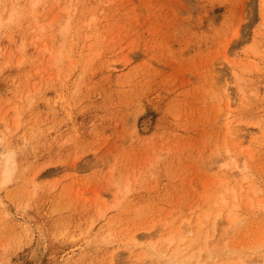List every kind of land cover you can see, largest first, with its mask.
I'll return each instance as SVG.
<instances>
[{
  "label": "rangeland",
  "instance_id": "rangeland-1",
  "mask_svg": "<svg viewBox=\"0 0 264 264\" xmlns=\"http://www.w3.org/2000/svg\"><path fill=\"white\" fill-rule=\"evenodd\" d=\"M5 148L0 264H264V0H0Z\"/></svg>",
  "mask_w": 264,
  "mask_h": 264
},
{
  "label": "bare ground",
  "instance_id": "bare-ground-1",
  "mask_svg": "<svg viewBox=\"0 0 264 264\" xmlns=\"http://www.w3.org/2000/svg\"><path fill=\"white\" fill-rule=\"evenodd\" d=\"M228 114H231L232 115L233 113H230L229 112ZM228 114L225 116V118H227V116H229ZM231 115H230V117H231ZM233 117L232 118H227V122L226 123L224 122L225 124H228V126H226V127L232 126L231 123H233V120H235L234 119L235 117L234 118ZM231 119H233V120H231ZM225 124H224V126H225ZM229 124H230V126H229ZM227 131L229 133V131H230L229 128H228ZM238 136H239L238 137L239 143L242 144L243 141H244L243 139L245 137L243 138V136H241L239 133H238ZM231 148H233V147H231ZM230 151H231V149H230ZM228 153H229V150H228ZM0 154L2 155V159L0 160V166L2 165V184H7L11 180L12 175L16 171V152L14 151V149L13 150H10V149L5 148V149H3L0 152ZM238 154H240V153H238ZM227 157H228V159L229 158L231 159L229 161L230 163H225V165H223V166L224 167L225 166L228 167L230 165L235 164V168H236L235 173L236 172L241 173V172H243L245 170V167H248L247 165L245 166L246 163L244 164V162H243L244 160L242 161L243 156L241 158V155L238 156L236 154H233V152H232V154L230 153ZM239 161H241V162H239ZM1 162H3V163H1ZM221 162H222V160H221ZM235 173L233 172L232 175H235ZM232 175L230 174L229 177L232 176ZM233 177H237V175H235ZM253 188H254V186H253ZM234 189L235 188L233 187L232 192L234 194V197L236 198L237 197L236 196V190L237 189L236 190H234ZM249 198H252L253 199L252 195ZM252 199H249L250 200V203H251ZM221 215H222V212H219L218 215L216 216V218H219ZM205 217L207 218L208 216L205 215ZM202 226H203V223L201 222V220H198L196 222V233H195L194 230H190V227L186 228L185 230L178 231L177 232V237H178L179 244L177 245V247H173V244L172 243L175 241V239H174V237L172 235L166 237V239L163 241V244H164V242L167 243V245L165 246V252H164L163 255H165V253H167L166 254L167 255V258L165 257L166 259L164 261H161V262L164 263V264H166V263L167 264H223L222 263V259H221L220 256L223 255V254H225V256L228 257L229 255L233 254V252H231V254H230L229 253L230 252L229 248L226 249L225 251L217 252L216 251V247L211 246L210 242H211V240L213 238L210 240V237L209 236L205 238V242L203 243V245L200 246L196 251H193V252L187 254V251L182 248L184 246L182 244H184L187 239L189 240V242L191 244L192 243H195V242H197L199 240V235H200L199 232H201ZM188 234H190L189 237H188ZM213 237L215 238L216 235L214 234ZM133 240H134V243L137 244V240L135 239V237L133 238ZM155 243L153 244L151 242V244H153L154 246L151 245V244H149L150 246H153L154 247V248L151 247L152 249H154L153 252L156 251L155 245H157V243L156 244ZM139 245L141 246V244H139ZM135 246H138V245H134V247ZM223 249L224 248H222L221 250H223ZM144 252H142L143 255H144ZM169 252H170V254H168ZM139 254H140V252H139ZM154 254L156 255V253H154ZM158 254H161V252L158 253ZM151 255H152V252H151ZM138 258H139V256H138ZM253 261H255V260H253ZM112 262L113 261H111V263ZM238 262H239V264H256L255 262H252L251 263L249 261H246L247 263H245L241 258H239Z\"/></svg>",
  "mask_w": 264,
  "mask_h": 264
}]
</instances>
